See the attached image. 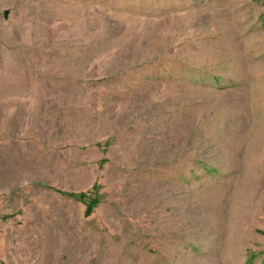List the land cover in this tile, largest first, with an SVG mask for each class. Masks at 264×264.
Masks as SVG:
<instances>
[{
	"label": "rangeland",
	"instance_id": "obj_1",
	"mask_svg": "<svg viewBox=\"0 0 264 264\" xmlns=\"http://www.w3.org/2000/svg\"><path fill=\"white\" fill-rule=\"evenodd\" d=\"M0 264H264V0H0Z\"/></svg>",
	"mask_w": 264,
	"mask_h": 264
},
{
	"label": "trees",
	"instance_id": "obj_2",
	"mask_svg": "<svg viewBox=\"0 0 264 264\" xmlns=\"http://www.w3.org/2000/svg\"><path fill=\"white\" fill-rule=\"evenodd\" d=\"M80 197L82 198V199H85V196H83V195H80ZM86 206H87V215H89L91 212H92V210H93V208H94V206H95V204H96V201H93V200H89V201H86Z\"/></svg>",
	"mask_w": 264,
	"mask_h": 264
}]
</instances>
